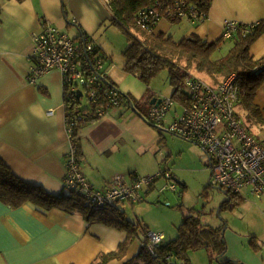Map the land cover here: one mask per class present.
I'll return each instance as SVG.
<instances>
[{
	"label": "crops",
	"instance_id": "crops-1",
	"mask_svg": "<svg viewBox=\"0 0 264 264\" xmlns=\"http://www.w3.org/2000/svg\"><path fill=\"white\" fill-rule=\"evenodd\" d=\"M109 1L69 0L72 20L83 26L84 21L98 23L81 30V34L91 33L96 38L99 22L112 16ZM66 13L59 0H0V156L17 176L53 194L67 192L66 157L72 146L63 77L59 70L52 69L30 81L29 55L32 33L40 29L44 20L63 24ZM227 19L241 23L262 21L264 25V0H212L204 22L195 25L185 19V25H174L176 22L163 19L153 33L170 36L168 33L175 29L184 35L176 41L193 34L212 41L222 36ZM94 43L99 53L102 46ZM250 53L254 59L264 57V30L252 43ZM102 57L108 77L124 92L129 72L120 62L111 58L106 63L108 56ZM254 102L264 109V82ZM178 103L182 105L180 100L174 105ZM136 108L138 112L130 106L115 107L79 127L81 170L95 187L106 186L117 175L130 182L127 174L134 176L140 170L133 157L136 153L142 157L156 155L152 151L162 139L158 130L166 128L176 116L168 119L167 115L165 126L157 127L145 121L144 111ZM153 187L143 189L142 200ZM243 189L253 195L250 187ZM127 237L128 230L89 222L79 212L45 210L32 202L10 207L0 201V264H95L102 254L116 250ZM134 237L123 257L106 264H125L138 257L143 243L138 240L140 237Z\"/></svg>",
	"mask_w": 264,
	"mask_h": 264
},
{
	"label": "built area",
	"instance_id": "built-area-1",
	"mask_svg": "<svg viewBox=\"0 0 264 264\" xmlns=\"http://www.w3.org/2000/svg\"><path fill=\"white\" fill-rule=\"evenodd\" d=\"M196 2L152 0L137 12L136 23L150 31L163 19H188L197 25L204 22L209 13L200 7V0ZM260 23L227 19L222 36L231 39L240 30L246 34ZM32 41L29 55L32 68L28 79L34 82L52 69L59 70L63 77L66 122L72 145L66 157V188L78 191L89 206H104L124 200L141 201L144 187L153 185L161 174L134 176L130 182L117 175L106 186L95 187L82 172L73 143L74 130L81 121L99 118L115 107L133 104L131 96L108 77L104 59L98 53L94 40L86 35L76 40L49 20H44L40 29L32 33ZM184 86L188 93L181 101L183 112L168 122L169 130L201 146L212 171V184L235 195L250 187L252 194L263 196L264 143L250 132L238 114L241 88L236 74L219 83L191 75L185 79ZM84 98L87 104L83 103ZM175 103L172 96L162 98L159 104H151L149 111L142 114L143 118L152 125L164 127L167 114ZM162 174L172 178L168 172ZM171 188L177 189L174 184ZM163 242V233L147 231L142 246L155 254Z\"/></svg>",
	"mask_w": 264,
	"mask_h": 264
},
{
	"label": "rangeland",
	"instance_id": "rangeland-1",
	"mask_svg": "<svg viewBox=\"0 0 264 264\" xmlns=\"http://www.w3.org/2000/svg\"><path fill=\"white\" fill-rule=\"evenodd\" d=\"M59 1L62 11L67 13L63 15V24L54 25L70 37L77 40L81 37V30L98 24L94 21L85 23L82 19L84 27L80 21L72 20L73 14L69 12V0ZM111 13V17L104 22H99L100 31L96 38L89 31L87 34L98 45L102 46L99 53L101 56H108L109 60H106V63L112 58L115 62L124 65L125 52L131 42L136 39L147 41L149 46L157 49L156 34L137 25L134 10L122 11L125 20L122 22L121 19L122 26L115 23V14L113 11ZM81 16L84 17L82 11ZM186 20L178 21L174 25H179L181 22L185 25L188 23ZM168 34L174 40L184 36L175 29ZM233 43L231 39H225L222 46L214 53L213 58L225 57ZM128 72L124 92L130 93L133 104L142 109L144 115L152 106L149 100L151 97L167 98L171 97L174 92V87L169 81L167 68L162 69L149 82L140 76L139 71ZM193 72L213 83L207 75ZM250 80L252 82V79ZM183 89L188 93L185 86ZM179 98H176L177 102ZM83 103L87 104L86 98L83 99ZM175 110L178 112L175 113ZM135 111L138 112L139 110L135 109ZM237 111L251 133L264 142V109L260 108L254 99L249 100L245 97L237 104ZM182 112L183 106L178 103L167 114L168 119L173 114L178 117ZM175 117L170 122L174 121ZM158 131L162 133V139L155 144L152 151L156 155L143 156L145 157L143 158L139 153H136L132 161L140 168L137 171L139 175L134 174V176L161 175L159 178L157 177L153 184L154 187L152 185V190L145 194L144 200L136 203L131 200L116 203L120 215L128 222V229H130L131 234L140 237L138 240L143 243L146 234L139 226L142 222L147 231L163 233L164 242H168L179 235V227L186 217L201 216L204 224L212 227L223 226L222 233L227 243V250L225 254L219 257L220 261H218L215 251H209L207 248L190 249L187 252L190 264H221L220 262L229 259L233 264H264V196L251 195L246 189H243L244 198L230 197L225 189L211 183L212 171L199 144L179 136L169 130L168 127ZM165 172L172 174L173 177L168 178L162 174ZM134 176L127 174V178L130 180ZM171 184L176 185L177 189L171 188ZM146 187L149 188V186L144 188ZM173 263L184 264L181 259L176 257Z\"/></svg>",
	"mask_w": 264,
	"mask_h": 264
},
{
	"label": "trees",
	"instance_id": "trees-1",
	"mask_svg": "<svg viewBox=\"0 0 264 264\" xmlns=\"http://www.w3.org/2000/svg\"><path fill=\"white\" fill-rule=\"evenodd\" d=\"M193 1L196 2V0ZM151 2L152 0H110L109 6L115 14V23L122 26L121 19L122 22L124 20L122 11L132 9L137 15L141 8ZM211 4L212 0H200L201 6H199L209 13ZM179 20L173 19L174 22ZM263 30L264 25L261 21L259 25L249 29L246 34L242 30L237 32L231 38L234 41L232 48L225 57L220 59L213 58V55L222 46L225 40L223 36L207 41L197 34H193L176 41L171 36L159 33L155 35L158 41L156 50L149 46V42L136 39L131 42L125 52L124 67L127 71H139L140 76L147 82L162 69L167 68L170 84L174 87L172 97L175 99L180 97V101H184L187 94L183 89L185 79L191 75H197L193 71L207 75L213 83H219L234 73L241 88L240 102L245 97L253 100L264 82V57L254 59L250 53V47ZM147 31L154 32L152 30ZM250 79H252V82H250ZM95 119L98 118L94 117L89 121ZM87 122L81 121L76 126L72 138L77 149L79 163L78 129ZM227 192L230 197L241 198L240 195ZM0 201L10 207H18L27 202H32L45 210L60 208L69 213L79 212L89 222H103L128 230L127 239L116 250L102 254L95 264H106L113 258L123 257L134 237L128 229V222L120 215L116 203L104 206H89L86 205L84 198L78 191L71 189H67L66 193L61 194L50 193L43 186L27 182L17 176L1 156ZM139 226L147 234L146 226L142 222ZM222 231L223 226L212 227L204 224L201 216H188L179 227V235L168 242L161 243L156 248L155 254L150 253L146 247L142 246L138 257L127 261L125 264H140V261L143 264H174L175 257L181 259L184 264H190L187 257L188 250L200 248L215 251L217 260L220 261L219 257L225 254L227 250V243ZM220 263L233 264L230 259Z\"/></svg>",
	"mask_w": 264,
	"mask_h": 264
},
{
	"label": "water",
	"instance_id": "water-1",
	"mask_svg": "<svg viewBox=\"0 0 264 264\" xmlns=\"http://www.w3.org/2000/svg\"><path fill=\"white\" fill-rule=\"evenodd\" d=\"M160 102H161V99L157 97L152 98L150 101L151 104H159ZM131 107L134 109H137L134 104H132Z\"/></svg>",
	"mask_w": 264,
	"mask_h": 264
}]
</instances>
